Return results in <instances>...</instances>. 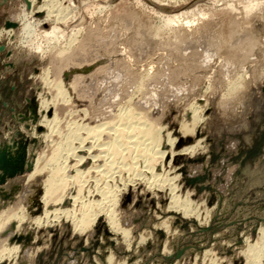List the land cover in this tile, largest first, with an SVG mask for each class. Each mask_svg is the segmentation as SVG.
<instances>
[{"label": "rangeland", "instance_id": "obj_1", "mask_svg": "<svg viewBox=\"0 0 264 264\" xmlns=\"http://www.w3.org/2000/svg\"><path fill=\"white\" fill-rule=\"evenodd\" d=\"M69 137L71 173L98 137L108 155L86 156L76 184L102 185L112 164L125 185L86 229L45 212L47 164ZM0 215V245L19 247L0 264H264V0H0Z\"/></svg>", "mask_w": 264, "mask_h": 264}, {"label": "bare ground", "instance_id": "obj_2", "mask_svg": "<svg viewBox=\"0 0 264 264\" xmlns=\"http://www.w3.org/2000/svg\"><path fill=\"white\" fill-rule=\"evenodd\" d=\"M53 2V1H52ZM50 4H51V2H50ZM248 6V5H247ZM42 7V6H41ZM47 8V7H46ZM54 9V8H53ZM41 10H42V8H41ZM40 10V11H41ZM37 11V10H36ZM47 11V10H46ZM59 11V10H58ZM45 12V11H44ZM61 12V11H60ZM47 13H49V12H47ZM33 14V13H32ZM54 14V13H53ZM50 15H52V14H50ZM57 15V14H56ZM194 16V15H193ZM53 17V16H52ZM57 17V16H56ZM177 18V17H176ZM58 19H60L59 17H57V20ZM45 20H47V19H45ZM175 20L176 19H167L166 21H167V26H169L170 24H174V22H175ZM53 21V20H52ZM165 21V22H166ZM191 21V20H190ZM56 23V22H55ZM54 23V24H55ZM177 23H178V21H177ZM185 23L187 24V22L185 21ZM39 24V23H38ZM176 24V23H175ZM27 26V25H26ZM29 26V25H28ZM53 28V30L55 29V27H52ZM162 29V28H161ZM26 30V29H25ZM57 30H58V28H57ZM57 30H54L55 32L57 31ZM167 30V29H166ZM10 31H11V29H10ZM60 32V31H59ZM77 32V31H76ZM25 33V32H24ZM28 33V32H27ZM52 33V35L51 36H53L54 37V34H53V32H51ZM58 33V32H57ZM157 33H158V31H157ZM73 34V33H72ZM36 35V34H35ZM45 35V34H44ZM62 35H63V33H62ZM50 35H48V37H49ZM50 36V37H51ZM73 36V35H72ZM42 37V36H41ZM47 38V37H46ZM55 38V37H54ZM56 38H57V36H56ZM60 38H61V35H60ZM45 39V38H44ZM43 39V40H44ZM50 39V38H49ZM62 39V38H61ZM57 40V39H56ZM75 40V39H74ZM97 40V39H96ZM48 42H50L49 40H47ZM52 42V41H51ZM69 43V42H68ZM71 43H72V41H71ZM70 45V44H69ZM63 46V45H62ZM82 46V45H81ZM38 47V46H37ZM68 47V46H67ZM29 49V48H28ZM79 50V49H78ZM68 51H70V50H68ZM61 52V51H60ZM75 52V51H74ZM73 52V53H74ZM76 52H77V50H76ZM81 52V51H80ZM68 53V52H67ZM58 54V53H57ZM60 54V53H59ZM58 54V55H59ZM62 55H63V52L61 53ZM57 55V56H58ZM65 55V54H64ZM63 55V56H64ZM74 57V56H73ZM61 58H62V56H61ZM80 58H81V56H80ZM87 58V57H86ZM84 59V58H83ZM82 59V60H83ZM68 60V59H67ZM74 60V59H73ZM94 60V59H93ZM84 61V60H83ZM61 62H63V60L61 61ZM65 62H68V61H65ZM85 62V61H84ZM93 62V61H92ZM90 64V63H89ZM64 65V64H63ZM88 65V64H87ZM69 66V65H68ZM59 67V66H58ZM80 67V66H79ZM62 68V67H61ZM73 68V67H72ZM65 69V68H64ZM68 69V68H67ZM66 69V70H67ZM63 72V71H62ZM99 73V72H98ZM60 74V73H59ZM58 78H60V77H58ZM82 79V78H81ZM59 80V79H58ZM58 80H56V82L58 81ZM55 82V83H56ZM62 82H63V80H62ZM61 82V80H59L54 86V88H56L57 89V94H59L60 96H64V94L66 93V91H68L67 89L69 88V85H64L63 83ZM65 82V81H64ZM81 82H82V80H81ZM67 83V82H66ZM72 84V83H71ZM75 84V83H74ZM141 84V83H140ZM76 85V84H75ZM233 85V84H232ZM72 86V85H71ZM71 86H70V88H71ZM70 88H69V90H70ZM68 92H70V91H68ZM74 93V92H73ZM46 94H47V92H46ZM49 94V93H48ZM89 94V93H88ZM69 95V94H68ZM47 95H45L44 97H43V102H47V103H49L50 102V100L48 99V97H46ZM56 96V95H55ZM58 97V96H57ZM70 98V97H69ZM63 99V98H62ZM76 99V98H75ZM51 100H53V99H51ZM57 100V99H56ZM56 100H54V101H56ZM70 101V100H69ZM62 102V101H61ZM42 103V102H41ZM54 103V102H53ZM68 103V102H67ZM56 104V103H55ZM54 104V105H55ZM64 104V103H63ZM42 105H43V103H42ZM52 105V104H51ZM53 106V105H52ZM56 106V105H55ZM51 107V106H50ZM41 108V107H40ZM43 108V107H42ZM49 108V107H48ZM54 111V110H53ZM45 112H47L46 110H45ZM197 113V112H196ZM196 113H194V114H196ZM193 114V115H194ZM133 114H130V117H126V116H129V115H126L125 117L126 118H131V116H132ZM122 116V115H121ZM46 117V116H45ZM86 117V116H85ZM138 117V116H137ZM142 117V116H141ZM196 117V116H195ZM194 117V118H195ZM124 118V117H123ZM46 119V118H45ZM58 119V118H57ZM125 119V118H124ZM127 119V120H128ZM137 119V118H136ZM143 119V118H142ZM193 119V118H192ZM43 121V120H42ZM46 121V120H45ZM50 121H51V119H50ZM144 121V120H143ZM54 122H56L57 123V121L55 120ZM192 122H194L193 120H192ZM192 122L190 123L192 126H193V124H192ZM53 123V122H52ZM59 123V122H58ZM57 123V124H58ZM197 123V122H196ZM49 124V123H48ZM145 124H146V122H145ZM144 124V125H145ZM153 124V123H152ZM189 124V125H190ZM195 124V123H194ZM50 125V124H49ZM189 125H184L183 126V129L182 130H185L186 129V131L187 130H189V131H191L190 130V126ZM38 126V125H37ZM44 126V125H43ZM53 126V125H52ZM56 126V128H57V125H55ZM102 126H104V125H102ZM106 126V125H105ZM146 126V125H145ZM154 126V125H153ZM45 127V126H44ZM75 127V126H74ZM78 127V126H77ZM76 127V128H77ZM97 127V126H96ZM115 127V126H114ZM156 126H154V127H152V128H150V126H149V129L147 128V126L146 127H144V129L146 128L147 129V134L149 133V138H147V139H149L148 141H150L151 140V142H157V141H159V140H161V137H160V133L156 130V128H155ZM79 128H80V126L78 127V130H77V132L79 131ZM82 128V127H81ZM100 127H98V129H99ZM102 128V127H101ZM100 128V129H101ZM110 128H112V127H110ZM192 128V127H191ZM194 128V127H193ZM48 129V128H47ZM46 129V130H47ZM59 129V128H58ZM68 129V128H67ZM91 129V128H90ZM97 129V128H96ZM99 129V130H100ZM104 129H106V128H104ZM115 129V128H114ZM113 129V130H114ZM142 129H143V127H142ZM141 129V130H142ZM57 130V129H56ZM82 130H84V129H82ZM107 130V129H106ZM105 130V131H106ZM110 130V129H109ZM140 130V131H141ZM159 130V129H158ZM55 131V130H54ZM72 131V130H71ZM89 131H91V130H89ZM102 131H104V130H102ZM117 130L115 129V131H113L114 133L116 132ZM143 131V130H142ZM83 132V131H82ZM93 132V131H92ZM91 132V133H92ZM144 132V131H143ZM192 132V131H191ZM80 133V132H79ZM100 133H101V130H100ZM103 133V132H102ZM110 133V132H109ZM128 133H130V131L128 130ZM182 133H183V131H182ZM190 133V132H189ZM71 134H73L72 132H71ZM70 134V136L72 137V135ZM86 134V133H85ZM93 134V133H92ZM105 134V133H104ZM112 134V133H111ZM116 134H118L117 132H116ZM143 134V133H142ZM147 134H146V136H147ZM170 134V133H169ZM169 134H167V135H169ZM68 135V134H67ZM80 135V134H79ZM97 135V134H96ZM166 135V136H167ZM90 136V135H89ZM98 136H102V135H98ZM108 136V135H107ZM114 136H115V139L114 140H116L117 139V137H116V135L114 134ZM123 136V135H122ZM65 137V136H64ZM79 137V136H78ZM77 137V138H78ZM105 137V136H104ZM109 137V136H108ZM120 137V135L118 136V138ZM169 137H170V135H169ZM80 138V137H79ZM89 138V137H88ZM99 138V137H98ZM97 138V139H98ZM110 138V137H109ZM114 138V137H113ZM81 139V138H80ZM87 139V138H86ZM91 139V138H90ZM97 139H95L96 141H95V143H96V145H94V146H90V144H92V143H90V144H88V146L90 147V149L88 150V151H86V152H82L81 154H82V156H81V154H79V159H77V160H75L76 162H74V168L72 169V170H70V171H72V173L71 172H69V169L68 168H66L65 166V168L64 167H62L61 165H59V161L61 160V158L63 157L64 158V156L62 155V151H65V150H69V153L67 152L66 153V157H67V162L68 161H70V162H73L74 160H71L70 158L71 157H78V155H76L75 156V153H77V150H78V148L80 147V146H78L77 144L79 143V140L78 139H75V138H66V140H64V141H62V143H60L59 145L60 146H57V147H55L54 146V149L52 150L53 151V153H52V156L50 155V159H49V163L47 164V165H49V166H51V168H52V166H53V169L51 170V174H50V176L48 177V179H46V184H44L45 185V187H47V191H45L46 193H47V196H45V200L44 201H46V203H44V204H46L45 206H46V208H45V212L47 211V213L48 214H51V215H53L52 216V218H53V220L54 219H58V218H60L61 217V215H66L67 217L69 216V217H73L74 219H76V220H78L77 222L80 224L79 226H81L82 228H87L88 226H90L91 224H93L94 222H95V220H96V218H97V216L99 215V213H102L101 211H103L104 212V210L106 211V210H109V211H107V212H111V211H113V210H110L112 207H114L113 205H115L116 206V202L118 201V198H119V194H120V192L122 191V188L123 187H125V185H124V183L122 184V180L121 179H119L121 176H115L114 174H116L117 175V172H118V174H119V171H117L116 173H112L114 176H112V175H110V168L111 167H113V165L112 164H110L111 166H109L108 168H105L104 170L106 171L107 170V172L109 173H107L108 174V176H105V178H106V180L103 178V176H101L103 179H104V181H103V183H102V185H100V183L101 182H99V184L97 185V184H94L93 185V189H92V186H91V189H90V187H89V189L85 186V185H87V179H86V183L84 182V184L82 185H79L78 183L76 184L75 182L77 181L76 179H78V178H76L77 177V175L79 174V171H80V169H79V166L80 165H82V162H83V160H85L86 159V156L88 157V156H91L92 154H94V155H92V159H94L95 161L96 160H98V162L99 161H101V160H103V161H105L106 160V157L108 158V155L107 154H105V155H103V156H101V154L103 153V149L100 147L101 145H103V144H101V145H99V143L97 144ZM101 139H102V137H101ZM127 139H129V138H127ZM174 139V138H173ZM171 137H170V140H173ZM63 140V139H62ZM121 140V139H120ZM78 142V143H77ZM101 142V141H100ZM115 142V144H116V141H114ZM117 142H118V140H117ZM161 142V141H160ZM159 142V143H160ZM169 142V141H168ZM167 142V143H168ZM110 143V142H109ZM109 143H108V145L106 144V143H104V144H106V147L107 146H109ZM119 143V142H118ZM123 143V142H122ZM126 143V142H125ZM124 143V144H125ZM131 143V142H130ZM129 141H128V143L126 144V145H128V147H129ZM136 143V142H135ZM154 143V144H155ZM169 143H172V142H169ZM58 144V143H57ZM82 144L85 146V139H81L80 140V145H81V147H82ZM113 144V143H112ZM111 144V145H112ZM120 144V143H119ZM132 144H134V142H132L131 143V145ZM158 144V143H157ZM161 144H163V143H161ZM166 144V143H165ZM56 145V144H55ZM75 145H77L78 147H76ZM98 145V146H97ZM130 145V146H131ZM167 145V144H166ZM169 145V144H168ZM84 146H83V148H84ZM87 146V147H88ZM99 147L100 149L98 150V148L96 149V147ZM113 146V145H112ZM112 146L110 147L111 148V150H112V152L114 153V155H115V153H119V152H117V150L116 149H112ZM119 146V145H118ZM125 146V145H124ZM152 146H153V143H152ZM155 146V145H154ZM170 146V145H169ZM76 147V148H75ZM95 147V148H94ZM106 147H105V149H106ZM121 147V145L118 147V148H120ZM127 147V148H128ZM140 147V146H139ZM194 147V146H193ZM193 147H191L192 149H193ZM53 148V147H52ZM103 148H104V146H103ZM110 148H107L108 149V151L107 152H109L108 154H110ZM113 148H114V146H113ZM122 148V151H123V149L124 148H126V147H121ZM153 148V147H152ZM152 148L150 147V148H148V150H152ZM160 148V147H159ZM190 148V149H191ZM98 151L97 153H96V150ZM104 149V150H105ZM129 149V148H128ZM127 149V150H128ZM137 149V148H136ZM146 149V148H145ZM144 149V150H145ZM154 149V148H153ZM79 150H80V148H79ZM81 150H83V149H81ZM92 150H93V152L95 151V153H93L92 152ZM121 150V149H120ZM126 150V149H125ZM125 150H124V152H125ZM126 150V151H127ZM130 150H132L131 148L129 149V151ZM147 150V149H146ZM147 150V151H148ZM150 150V151H151ZM156 150V149H155ZM164 150V149H163ZM76 151V152H75ZM122 151H120V152H122ZM136 151V150H135ZM143 151V150H142ZM145 152L146 154L148 153V152ZM154 151V150H153ZM157 151V150H156ZM111 152V154H112V156H113V153ZM124 152H122V153H124ZM155 152V151H154ZM153 152V154H155ZM127 153H128V151H127ZM152 153V152H151ZM160 153H163L164 154V152H161L160 151ZM159 153V154H160ZM87 154V155H86ZM125 154V153H124ZM141 154V153H140ZM143 154H144V151H143ZM157 154V153H156ZM155 154V155H156ZM159 154H157V155H159ZM166 154V153H165ZM107 155V156H106ZM118 155V154H117ZM122 155V154H121ZM120 155V156H121ZM161 156V155H160ZM163 156H165V155H162V157ZM145 157L146 156H144V159H145ZM62 158V159H63ZM113 158V157H112ZM140 158V157H139ZM147 158V157H146ZM70 159V160H69ZM91 159V160H92ZM126 159V158H125ZM128 159H129V157H128ZM64 160H65V162H66V158H64ZM64 160H62V161H64ZM131 160V159H130ZM148 161H149V164L150 165H155L157 162H159L160 160H161V158L158 156V157H155L154 155H152L151 154V156H150V158L149 159H147ZM147 160L145 159V161H146V163H148L147 162ZM86 161V160H85ZM97 162V161H96ZM95 162V163H96ZM102 162V161H101ZM144 162V161H143ZM69 163V162H68ZM103 163V162H102ZM101 163V164H102ZM131 163V162H130ZM161 163V162H160ZM65 164V163H64ZM71 164V163H70ZM100 164V163H99ZM143 164H145V163H143ZM162 164V163H161ZM47 165H45V166H47ZM84 165V164H83ZM104 166H105V164H103ZM109 165V164H108ZM107 165V166H108ZM124 165H126V164H124ZM124 165H122V166H124ZM129 165V164H128ZM132 165V164H131ZM101 166V165H100ZM127 166V165H126ZM125 166V167H126ZM68 167V166H67ZM72 167V166H71ZM70 167V168H71ZM81 167V166H80ZM83 167V166H82ZM81 167V169H83ZM97 167H98V165H97ZM131 167V166H130ZM148 167L149 168H151L149 165H148ZM92 168V167H91ZM90 168V169H91ZM115 168V167H114ZM128 168V167H127ZM132 168V167H131ZM141 168V167H140ZM148 168V169H149ZM154 168V167H153ZM37 169V168H36ZM35 169V170H36ZM68 170V172L69 173H71V174H68L65 170ZM87 169V168H86ZM89 169V168H88ZM101 169V168H100ZM110 169V170H109ZM35 170H34V172H35ZM43 170V169H42ZM49 170V169H48ZM101 170H103V169H101ZM109 170V171H108ZM151 170H152V168H151ZM38 171V170H37ZM40 172H41V170H39ZM89 170H87V172H88ZM135 171V170H134ZM141 171V170H140ZM44 172H45V168H44ZM50 172V171H49ZM87 172H85L84 171V173H87ZM102 173V171H97V172H93V173H95V174H92L91 172H89L90 174H92V175H98L99 176V173ZM122 172V171H121ZM129 172V171H128ZM142 172V171H141ZM140 172V173H141ZM147 172V171H146ZM42 173V172H41ZM81 173V172H80ZM100 173V174H101ZM143 173V172H142ZM141 173V174H142ZM38 174H40V173H38ZM121 174V173H120ZM139 174V173H138ZM152 174H154V172L152 171ZM81 175V174H80ZM103 175H106V174H103ZM123 175V174H122ZM143 175V174H142ZM87 177H88V173H87V175H86ZM85 176V177H86ZM129 176V175H128ZM137 176V175H136ZM139 176H140V174H139ZM160 176V175H159ZM33 177V176H32ZM86 177V178H87ZM100 177V178H101ZM145 177H146V175H145ZM76 178V179H75ZM83 178V177H82ZM128 178V177H127ZM94 179V178H93ZM102 179V180H103ZM149 179V178H148ZM83 180V179H82ZM79 181V180H78ZM84 181V180H83ZM82 181V182H83ZM88 181H90V180H88ZM99 180H97V182H98ZM167 181V180H166ZM80 182V181H79ZM92 181H90V183H91ZM129 182H131V181H129ZM133 183V182H132ZM172 185V184H171ZM44 188V187H43ZM161 188V187H160ZM173 189V188H172ZM46 190V189H45ZM90 190H93L92 192L90 191ZM76 197V198H71V197ZM44 197V196H43ZM47 197V198H46ZM71 198V199H70ZM173 199V198H172ZM175 199V198H174ZM180 199V198H179ZM72 202V204H69L70 203V201ZM43 201V200H42ZM68 201H69V203H68ZM176 202V207H177V205H178V207L180 208V206L182 207L183 206V208L184 207H190L191 206V204L188 202V200L186 201V200H184V201H179L178 199L177 200H175ZM43 204V203H42ZM20 205H22V204H20ZM180 205V206H179ZM19 208L20 207H22V208H20L21 210V212H22V210H23V212L25 211V215H27L26 214V210L24 209V206H18ZM192 207V206H191ZM18 208V209H19ZM115 208V207H114ZM113 209V208H112ZM116 209V208H115ZM174 209V208H173ZM188 209V208H187ZM16 211V210H15ZM19 210H17V212L13 215L15 218H16V220L17 219H20V218H17V217H19V215H20V213L18 212ZM170 211V210H169ZM185 211V210H184ZM183 211V212H184ZM22 212V213H23ZM57 212V213H56ZM21 213V214H22ZM56 213V214H55ZM111 213H113V212H111ZM115 213V212H114ZM24 214H22L23 215V218H24ZM45 214V213H44ZM194 214V213H193ZM11 215L12 214H10V217H11ZM47 215V214H46ZM45 215V216H46ZM50 215V216H51ZM114 215V214H113ZM1 216V215H0ZM21 216V215H20ZM28 216V215H27ZM27 216H25V218L27 217ZM49 216V217H50ZM108 216H111L110 214L108 215ZM115 216V215H114ZM4 217V216H3ZM2 216H1V219H0V229L1 228H3L2 226L3 225H5V224H3V223H5L4 221H5V219H2L3 218ZM22 217V216H21ZM48 217V218H49ZM116 217V216H115ZM115 217H113L112 219L113 220H115L114 218ZM23 218H21L22 220H24ZM40 218H41V216H40ZM46 218V217H45ZM44 218V219H45ZM8 219H10V218H8ZM7 219V220H8ZM20 219V220H21ZM26 219H28V217L26 218ZM31 219V218H30ZM30 219H28L29 220V222H30ZM34 219V218H33ZM37 219V218H36ZM39 219V218H38ZM44 219H41V220H44ZM110 219V218H109ZM4 220V221H3ZM10 220H12V222H13V218L12 219H10ZM19 220V221H20ZM27 220V221H28ZM41 220H38V221H41ZM46 220V219H45ZM44 220V221H45ZM52 220V221H53ZM9 221V220H8ZM7 221V223H9ZM26 221V222H27ZM48 221V220H47ZM50 221V220H49ZM51 221V222H52ZM23 223L22 224H24V225H26L25 224V222L24 221H22ZM29 222H28V224H29ZM34 222V221H33ZM36 223H37V221H35ZM34 222V223H35ZM73 222V221H72ZM111 222V221H110ZM18 223V222H17ZM34 223H33V225H34ZM76 223V222H75ZM16 224V223H15ZM20 224H21V222H20ZM31 224V223H30ZM113 224H114V222H113ZM112 224V225H113ZM2 225V226H1ZM10 225V224H9ZM18 226H19V224H17ZM76 225V224H75ZM114 225H116V224H114ZM8 226V225H7ZM7 226H6V228H7ZM17 226V227H18ZM38 226V225H37ZM16 227V228H17ZM20 227V226H19ZM23 226L21 225V227L20 228H22ZM80 227V228H81ZM20 228H18L19 229V231H20ZM27 228V227H26ZM84 229V230H85ZM3 229H1L0 230V232L2 231ZM80 230V229H79ZM15 231H17L16 229H15ZM22 231H23V229H22ZM82 231V230H81ZM16 233V232H15ZM20 233V232H19ZM18 233V234H19ZM23 233V232H22ZM26 233V232H25ZM1 235V234H0ZM263 236H262V244L260 245V247H258V248H256L255 247V249H262V248H264V232H263V234H262ZM11 236V235H10ZM14 236V235H13ZM8 238H10L9 236H8ZM8 242V241H7ZM260 244V243H259ZM254 246V245H253ZM258 246V245H257ZM253 248V247H252ZM16 249H17V246H9L8 245V243L6 244V245H0V256H3V255H5L4 257H8V256H6L7 254H9V257L11 256V254L10 253H12V256H15L14 254H13V252L15 251L16 252ZM254 249V248H253ZM18 251H19V247H18ZM17 251V252H18ZM14 252V253H15ZM17 252H16V254H17ZM251 254V253H250ZM253 255V254H252ZM255 255V254H254ZM8 257V258H9ZM3 258V257H2ZM11 258V257H10ZM264 257H262V260H264L263 259ZM253 259H255V258H253ZM0 260H2L1 258H0ZM256 264H257V262L258 263H260L261 264V256L260 255H256ZM263 262V261H262Z\"/></svg>", "mask_w": 264, "mask_h": 264}]
</instances>
